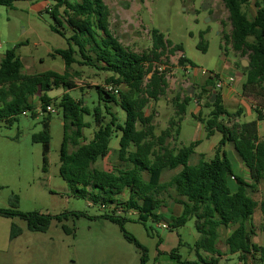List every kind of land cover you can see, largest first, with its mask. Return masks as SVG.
<instances>
[{
  "label": "trees",
  "instance_id": "16d2710c",
  "mask_svg": "<svg viewBox=\"0 0 264 264\" xmlns=\"http://www.w3.org/2000/svg\"><path fill=\"white\" fill-rule=\"evenodd\" d=\"M19 1L27 0H0V6L14 8ZM51 1L54 6L40 14H50L54 20L51 30L60 36L66 38L65 24L72 32L67 38L68 48L56 49L50 54L64 60L65 72L49 70L41 74H25L24 64L17 53L22 44L8 50L0 61V123L11 124L26 113L36 118L38 113L33 99L40 97L42 111L48 116L42 121L43 130L33 136V141L42 144L43 172L47 173L52 141V115L48 107L54 100L49 92L77 87L69 72L77 63L111 73L105 80L106 88L96 87L99 105L94 110L86 105L85 100L77 101L69 92L63 94L57 106L65 123L60 176L67 183L71 195L108 208L109 211L101 217L121 227L125 238L142 251L143 264L147 262V249L126 231L129 219L125 214L138 213L137 222L144 225L150 218L159 220L161 216L157 211L165 205V196L170 190L175 191V201L183 206V212L170 218L169 228L185 226L195 219V227L200 234L195 248L203 264H220L224 256L217 248L220 229L231 227L235 229L226 239L229 254L239 255L242 264H248L250 259L253 264H264V245L253 241L255 231L250 226L258 207L264 220V194L260 202L253 197L264 180V138L259 135V122L264 121V0H254L257 11L252 19L243 11L249 0H222L232 27L229 34L224 32L222 39L226 47L231 46L249 63L248 66L241 63L238 66L246 76L243 94L256 101L257 120L237 122L242 110L230 113L226 109L221 92L216 89L215 80L219 78L216 74L207 79L194 97L176 95L173 99L175 117L162 131H158L154 124L155 114L148 115L146 109L151 102H159L167 94L171 72L169 57L183 52V46L174 44L164 33L154 29L151 50L135 52L111 32L110 12L104 0ZM198 47L207 51L204 41ZM78 55L82 60L77 59ZM187 64L195 66L186 56L179 59L180 67ZM120 86L125 90H118ZM214 93L216 98L211 103ZM194 99L211 110L206 118L202 113L195 117L204 124L207 138L220 132L222 139L211 160H206L202 154L198 162L191 165L190 160L201 141L180 148L173 147L172 142L178 140L188 106ZM112 103L125 113L124 120H120L119 112L113 111ZM107 115L110 116L109 121H106ZM87 116L93 117L98 129L93 139L84 143V130L91 128V123L86 122ZM114 137L120 138L119 148L115 150L120 163L111 171L100 170L95 164L113 151L110 145ZM227 143L233 144L249 170L250 181L235 173L225 150ZM178 169L180 171L170 180L162 181L166 170ZM231 177L238 185L236 192L230 188ZM125 193L128 198L123 201L121 197ZM68 215L0 209V217L20 218L26 222L29 231L41 233L50 229L53 220L62 221ZM22 232L20 226L13 224L10 240ZM66 232L70 231L66 229ZM201 252L209 254L210 260L203 258ZM170 257L185 264L175 250Z\"/></svg>",
  "mask_w": 264,
  "mask_h": 264
},
{
  "label": "rangeland",
  "instance_id": "374dc122",
  "mask_svg": "<svg viewBox=\"0 0 264 264\" xmlns=\"http://www.w3.org/2000/svg\"><path fill=\"white\" fill-rule=\"evenodd\" d=\"M104 2L110 12L111 32L126 47L138 53L150 51L153 45L152 31L157 29L174 44L182 45L184 48L183 52H177L169 57L171 72L168 78L171 85L167 94L159 102H151L146 109L148 115L155 114L154 124L158 131L165 130L170 120L175 117L173 99L176 95L198 94L201 88L202 81H191L185 68L179 66L181 57L185 55L192 61L197 73L203 78L207 76L201 74L202 70L219 74L235 61L238 64L247 61L235 53L231 46L224 45L222 35L224 32L229 34L232 27L229 12L222 0H104ZM53 6L54 2L51 0L19 1L15 3L14 8L0 6V60L8 50L22 44L17 53L24 64L23 73L41 74L49 70L65 72L64 60L60 56L53 58L50 54L56 49L68 48L67 38L71 37L72 32L65 24L66 38L60 36L51 30L54 20L50 14H40L41 11L51 9ZM243 11L252 19L257 11L254 0H249ZM202 41L207 44L206 52L198 47ZM77 59L82 60L79 55ZM69 72L77 87L70 90L54 89L49 92L54 99L51 106L57 112L51 114L52 141L47 173L43 172L42 144L33 141V136L43 130L42 121L48 116L42 111L40 97L36 96L33 99L38 113L36 118H33L31 113H26L11 124L0 123V209H15L22 213L38 211L51 215L69 213L62 221L53 220L46 233L30 231L34 235L37 249L36 253L29 254V259L33 262H37V257L40 256L45 264H143L142 251L125 238L121 227L101 217L109 209L71 195L67 183L60 176V154L65 123L57 106L63 94L69 92L77 101L85 100L86 105L94 110L99 105L96 87L106 88L105 80L111 75L79 63L74 64ZM178 82L184 83L185 88ZM117 89L125 90L123 86ZM110 105L114 112H119L120 120H124L125 113L122 109L113 103ZM196 107L194 101L190 103L177 142L180 148L197 139H203L190 160L191 165L198 162L200 157L198 153H206L209 157L206 156V160H211L215 154V146L222 139L220 132L207 138L206 132L199 130V124L191 115V111ZM209 113L210 109H202L203 117L206 118ZM109 120L110 116L107 115L106 121ZM254 120L256 113L246 111L242 117L243 123ZM86 122L91 123V128L84 130V143L91 141L98 129L92 116H87ZM261 133L264 134V126H261ZM119 140V137L113 138L110 145L113 151L106 158L100 159L95 164L96 168L111 171L119 165L120 161L115 152L119 148ZM226 150L236 173L242 160L231 143L227 144ZM178 170H166L162 175V181L170 180ZM261 191L264 192V182ZM253 197L260 202L261 194H254ZM127 198V193L121 197L123 201ZM175 198V191L170 190L165 196L166 205L161 210L179 214L182 206L173 202ZM125 216L129 219L125 225L126 231L134 235L147 249L146 264H182L170 257L174 250L185 264H203L195 248L200 234L196 230L194 218L185 226L171 229L169 228L171 217L166 213L159 220L150 218L145 225L137 222L139 214L136 212ZM263 222L258 207L250 226L255 231L253 241L259 245H264ZM13 224L29 232L26 222L20 218L0 217V248L10 239ZM66 229L70 232H66ZM233 229L234 227L220 229L218 247L225 254H228L226 238ZM157 252L160 253L158 258ZM23 253L24 257L28 255L26 246ZM201 255L210 260L209 254L201 252ZM224 256L220 264H242L239 255ZM248 264H253L251 259Z\"/></svg>",
  "mask_w": 264,
  "mask_h": 264
},
{
  "label": "crops",
  "instance_id": "0c3cea01",
  "mask_svg": "<svg viewBox=\"0 0 264 264\" xmlns=\"http://www.w3.org/2000/svg\"><path fill=\"white\" fill-rule=\"evenodd\" d=\"M241 64L243 65V61H241ZM184 68L186 70V73L189 74V79L191 81H194V80H201L202 81L201 82V87L206 84V81H207V79L210 76L216 75L214 73H209L208 71L202 70L201 74L204 75V76H207V77L203 78V77H201L199 75V73H197L196 66L192 67L190 64H187V66L184 67ZM189 71H190V73H189ZM217 75H219V78L215 80V85H217L218 81H220V80L223 81V83H224L223 88L221 90H219L221 92V95H222L224 106L226 107V109L230 113H235V112H237L239 110H242V116L240 117V119L237 120V122L243 123L242 122V117H243V115H245L246 111L249 112V113H256L255 112L256 101L253 98H251V97L245 96L243 94V91L240 92V87L242 88L243 84L246 82V76L244 75L242 69L238 66V63H236V61L233 64H230L229 66H227L226 69L223 72H220ZM168 79L170 81V78H168ZM178 84L183 85L184 88H185V84L184 83H179L178 82ZM188 84H192L193 85V83H188ZM170 85H171V83H170ZM191 89H192V87H191ZM194 95L195 94L185 95L184 93H182L181 97L182 98H185L186 96L194 97ZM193 101L196 103L197 107H196V109H193L191 111L192 118L199 124V130L200 131H205L204 124L201 121H199L198 119L195 118V117L199 116L200 113H202V109H204V107H202L201 104H199L196 99H194ZM203 103L204 102H202V104ZM188 108H189V106H188ZM207 109H209V108H207ZM230 109H234V110H230ZM187 112H188V110H187ZM256 120H257V113H256ZM261 126H264V121H260L259 122V135H260L261 138H264V134L261 133ZM181 132H182V130H181ZM178 140H179V138H178ZM178 140L176 142H172V146L173 147H178V143H177ZM195 141H201V144H202L203 139L200 138V139H197ZM195 141H193V142H195ZM227 144L225 146V150L227 148ZM217 146H215V147H217ZM215 147H212V149H214ZM226 152H227V150H226ZM195 153H196V150H195ZM198 154H199L198 157L200 155H202V154L207 156L206 153H198ZM213 157H211V158H213ZM240 164L241 165H239V167L237 168L236 174L241 176V177H243L246 181H250V172H249V170L246 168V166L244 165L243 162L240 163ZM179 171H180V169L178 170V172ZM262 182H264V180ZM229 185H230V188H231V190L233 192L237 191L238 185L236 183V180L233 177H231L229 179ZM261 185H262V183L259 185L258 194H261V199H262V196H263L264 192L261 191ZM173 202L176 203V204H179L175 200H173ZM179 205H181V204H179ZM161 209H159L157 211V214L159 216H163L164 213H166L170 217L180 216L182 214V212H183V206H182V210H181V212L179 214H175L173 211L164 212ZM234 229H235V227H234ZM233 230L228 234L227 238L230 236V234L233 232ZM34 241H35L34 235H32L30 233V231L28 232V231H25V230H23V233L20 236H18L17 238H15L13 240L8 239L7 243L4 244L2 248H0V264H45L41 260L40 256L37 257V259H38L37 262H33L32 259L31 260L29 259V257H30L29 254H31L30 252H32V253H36L37 252V249L35 248ZM161 242H162V240H161ZM218 242H219V240H218ZM218 242H217V248L219 249ZM31 245H32V247H29ZM25 246H26V251L28 253V255L26 257H24V253H23ZM1 249H3V250H1ZM221 252L223 253V251H221ZM227 252L229 254L228 247H227ZM223 254L225 255L224 257H226V255H228V254H225V253H223ZM159 255H160V253L157 252V257L156 258H158ZM221 262H223V259L221 260Z\"/></svg>",
  "mask_w": 264,
  "mask_h": 264
},
{
  "label": "built area",
  "instance_id": "2783aa9c",
  "mask_svg": "<svg viewBox=\"0 0 264 264\" xmlns=\"http://www.w3.org/2000/svg\"><path fill=\"white\" fill-rule=\"evenodd\" d=\"M66 1L74 2V1H78V0H66ZM223 85H224L223 81H221V80L218 81V83H217V85H216L217 90H221V89L223 88ZM48 112H50L51 114H54V113L57 112V110H56L55 108H53L52 106H49V107H48ZM163 227H164V228H167L166 225H163Z\"/></svg>",
  "mask_w": 264,
  "mask_h": 264
},
{
  "label": "water",
  "instance_id": "95a60500",
  "mask_svg": "<svg viewBox=\"0 0 264 264\" xmlns=\"http://www.w3.org/2000/svg\"><path fill=\"white\" fill-rule=\"evenodd\" d=\"M243 65H244V66H248L249 63H248L247 61H243ZM215 98H216V93H214L213 98L211 99V103L214 102Z\"/></svg>",
  "mask_w": 264,
  "mask_h": 264
}]
</instances>
